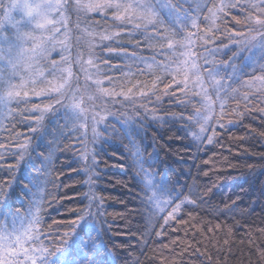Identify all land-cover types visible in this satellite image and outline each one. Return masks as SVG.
<instances>
[{"label":"snow or ice","instance_id":"6c2138e0","mask_svg":"<svg viewBox=\"0 0 264 264\" xmlns=\"http://www.w3.org/2000/svg\"><path fill=\"white\" fill-rule=\"evenodd\" d=\"M230 6L223 3L217 6L215 0H102V2L0 0V115L7 119L21 104L31 103L25 98L29 96V88L35 93L37 84L44 85L37 94L46 97L48 101L44 108L37 104L30 110L25 109L39 115L35 117V124L27 125V130L32 135L26 137L23 143L17 142L16 147L19 150L12 153L17 157V169L20 162L25 161L26 158L28 163H31L34 149L30 150V144L33 139L40 141L38 147L47 148L41 163L49 167L52 165L58 145H44L47 137L44 124L46 117L49 120H63L65 129L76 132L87 127L89 116L88 108L84 107L86 100L93 101L94 97L99 99L101 96L115 95L105 85V80L111 84L113 77L108 71L102 72L98 66L101 62L109 65V61L97 56L91 43H89V58L86 63L88 66H96L95 73H90L85 68L81 53L78 52L75 60H72L67 21L73 13L78 19L84 18V31L89 35L94 30V26L88 25L91 19L88 16L90 12L106 15L107 10H113V21H119L121 25L133 23V30L140 33L139 37H135L137 46H140L139 39L142 37L149 48L158 51H153L150 57H146L143 53L127 56V50H123L127 58L136 62L138 67L148 64L168 74L182 73L184 87L188 88L191 82L193 94L202 95L206 100L211 89L220 102L223 113L226 99L237 91L233 85L241 84L245 77L259 81L260 87L264 89V0L252 5L258 15L247 18L249 35L241 36L243 31L241 29L228 37L231 47L224 41L216 45L217 34L221 30L214 27L215 21L218 15ZM16 12L20 13L19 17L13 15ZM236 23L240 24V20H236ZM202 25L206 28L204 32L200 31ZM116 35L119 36L120 32L117 31ZM99 36L101 43L112 39L108 30L100 33ZM58 47L60 62L52 56ZM103 48L109 53L113 52L110 44L103 45ZM245 51L251 55L243 57L241 54ZM72 63L79 64L86 80H92L94 87L91 94H87L88 88H85L84 92L79 89L73 90L69 82L73 76ZM117 71L123 73L125 69H117ZM127 71L130 72L131 69ZM257 72L259 75L256 74ZM140 74L143 75V71ZM244 86L250 88L253 84L244 82ZM152 87H156L155 83ZM197 87L199 92L195 91ZM128 91L131 92L132 89L129 88ZM167 94L174 96L175 90ZM140 95L148 102L152 101L153 96H157V99L159 97L156 92L149 95L148 92L141 91ZM124 99L130 98L125 96ZM174 102L187 107L184 97H176ZM117 103H121L123 107L122 102L116 99L108 101L100 108H96L95 103L88 105L89 108L95 109L90 117L93 144L98 143L103 139V134L108 133L111 123L108 122V117H113L115 123L120 125V128L116 129L112 124L113 132L123 133L129 138L134 130L147 127L149 115H152L153 120H157L155 114L150 113L147 107H144L143 112L136 109L132 114L124 111L113 112L112 107L108 105L114 106ZM135 103V100L130 101L132 107ZM141 105L144 106V101H141ZM153 106L157 107V105ZM203 106L207 109L208 115L197 114L193 117L195 123L199 125V130L191 132L194 140L200 142V146H203L205 140L211 144L216 135L214 129L212 135H205L213 108L210 100ZM137 115L140 117L139 120ZM173 119L176 117L173 116ZM179 119L183 120V117ZM25 122L19 120V123ZM157 122L162 124L167 121L160 119ZM102 124L105 127L101 131L98 126ZM219 126L224 127L223 124ZM129 142L135 149L133 153L135 162L146 177L142 181L143 197L138 199H140L139 207L147 213L149 223L162 219L164 224L168 225L177 218L184 205L203 203L192 190H189L188 195H184L175 188H170L166 176L163 180L156 181L155 177L144 168L139 147L131 139ZM104 143L109 141L104 140ZM4 147V144L0 143V149ZM82 159H87V153L82 155ZM97 166L96 154L93 152L91 167L85 168V172L88 173V179L85 181L89 185V191L86 193L88 204L78 213L77 218L70 222L71 231L65 232L63 236L54 234L55 230L50 228L46 231L42 217L43 196L33 191L40 187V182L36 178L29 181L31 188L25 185L28 189L25 195L29 196L26 208L23 204L21 207H14L11 203L13 185H7L9 189L7 192L0 188V264H116L115 259L107 252L100 230L96 228L103 206V200L96 196L92 188L93 176L96 175L94 169ZM8 167L11 169L13 165L9 164ZM50 174V172L45 173L46 176ZM259 198L264 200V186L260 189ZM93 207L96 209L95 212L92 211ZM53 223L59 222L53 221ZM216 227L219 228V225ZM93 231H96V236L100 237L98 244L93 241ZM161 234V232L156 233V235ZM224 243L228 244V240ZM260 255L264 258V249L260 250Z\"/></svg>","mask_w":264,"mask_h":264},{"label":"trees","instance_id":"16d2710c","mask_svg":"<svg viewBox=\"0 0 264 264\" xmlns=\"http://www.w3.org/2000/svg\"><path fill=\"white\" fill-rule=\"evenodd\" d=\"M251 3L249 0L226 1L231 6L220 13L219 22L214 26L221 30L216 45L224 41L231 47L228 37L241 29V36L249 35L247 18L258 15ZM109 11L113 15V10ZM238 17L242 19L240 24L236 23ZM200 31H206L204 25ZM139 36V31L135 35L126 33L116 37L118 42L113 41L123 50L142 49L146 57L158 51L149 48L142 37L138 47L135 37ZM140 68L144 67H136V70ZM155 70L154 75L144 74V77L133 74L146 88H152L150 92L159 94L157 103L153 104L157 105V120L149 115L147 127L134 131V140L156 178L163 180L166 176L170 188L184 195L192 190L203 203L184 205L168 225L162 219L149 223L147 213L139 207L144 179L137 169L132 146L127 144L129 138L118 145L103 141L96 149L98 166L94 169L92 188L103 200L96 228L101 232L107 252L116 264H264L260 255V250L264 249V200L259 198L264 186V109H261L264 103L261 102L259 109L245 111L232 125L216 127L213 142L208 144L205 140L200 146L191 134L197 131L192 119L199 97L191 91L192 83L185 88L182 73L172 75ZM173 90L174 96L167 94ZM192 95L197 97L191 98ZM176 97H184L187 107L174 102ZM27 100L31 103L22 104L17 113L5 119L6 124L0 129V143L5 146L0 149V188L7 192V185H13L11 203L14 207L23 204L26 208L29 196L25 195L28 190L25 185L32 187L29 183L32 179L26 173L34 175L40 187L33 191L43 196L42 217L46 231L50 228L55 230L54 234L63 236L71 231L70 222L88 204L86 165L79 158L80 151L73 149L75 133L64 128L63 120L54 124L49 120L44 145H58L52 165L45 166L43 172L30 164L22 171L16 170L17 158L12 153L18 141L13 133L27 129V125L19 123L25 118L20 110L40 106L47 98L34 96ZM181 116L183 120L179 119ZM28 118H25L26 123ZM160 119L167 122H157ZM39 144L37 141L36 146ZM38 151L43 157L47 148L39 146ZM34 158L38 157L34 154ZM9 164L13 168L10 169ZM46 172L51 174L46 176ZM92 211H96L95 207ZM157 232L162 234L156 235ZM92 238L99 243L96 231L92 232Z\"/></svg>","mask_w":264,"mask_h":264},{"label":"rangeland","instance_id":"374dc122","mask_svg":"<svg viewBox=\"0 0 264 264\" xmlns=\"http://www.w3.org/2000/svg\"><path fill=\"white\" fill-rule=\"evenodd\" d=\"M226 1L227 0H215V3L217 4V6H219L221 3L226 4ZM249 1L252 2L251 5H254V4L259 2V0H249ZM73 2H75V0H73ZM83 2H102V0H83ZM251 14H253V13H251ZM13 15L19 17L20 13L16 12V13H13ZM219 15H218L217 20L215 21V24L217 22H219ZM88 16L91 18L88 21V25L94 26V30H93V33L91 35H89L87 32L84 31L85 24H84V18L83 17H80L78 19L77 16L75 15V13H73L71 15V17L69 18V20L67 21L68 28H69V50H70L71 58L74 61L77 53L78 52L81 53L82 57H83L85 68H87L90 73H95L96 66H88L86 63L87 59L89 58V43H91V45L93 46V50L95 51L96 55L103 57V58H106L109 61V65H104L101 62V63H99L98 66L102 72L108 71V74L113 77L112 83L108 84V81L105 80V85L109 88L110 92L115 93L114 96L105 95V96H101L99 99H95V97H94L93 101H87L86 100L84 107L88 108L87 115L89 116V119L87 121V127L84 129H79L76 132H73V133H75V136H76V139H75L74 144H73L74 145L73 149L75 151L78 149L80 151L79 152V158L86 165V167H91L92 153L93 152H95V154L97 153L96 149H98L99 147H101L103 145L104 140L108 139V141H109L108 144L118 145L119 142H121V141L124 142V140H125V142H126L129 137L124 136L123 133L113 132L112 124H114L116 129H119L120 125H119V123H115V121L113 120V117H108V122H111L109 124V127H108V133L103 134V139H101L98 143L93 144L92 132H91L92 121H91L90 117H91L92 113L95 111V109L89 108L88 105L95 103L96 108H100L101 105L107 104L108 101H110L112 99H116V100H119L122 102L123 107H122L121 103H117L114 106L108 105L109 107H112L113 112L119 113L120 111H124L126 113L132 114L135 112L136 109H140V111L143 112L144 107H147V109L149 110L150 113L156 114V108L153 106V104H156L158 100H157L156 96H153L152 101L148 102L145 97H142L140 95L141 91L148 92L149 95H151L154 91L150 92L152 90V88H150V89L146 88L144 85L145 83H143L142 80H139L138 78H133L134 73L140 74L141 71H143L144 74H151V75L155 74L154 71H156V70H155L154 66H149L148 64H144V65L139 66V67H144V68H140V70L138 71V70H136V67H138L137 63L127 58V56L139 55V54L143 53L142 52L143 50L138 49V48H137V50H134L133 47H129V51H127V56H126L123 49H120V47L113 41V40H115L116 42H118L116 39V37H117L116 32L117 31L120 32V35H126V33H129L130 35H135V33L137 31L133 30L134 24L128 23L126 25H121L119 21H113V15L110 14L109 10H107L106 15L101 14L100 12L94 11V12L88 13ZM238 18H239L238 20H240L242 22V19L240 17H238ZM77 25H79V27ZM114 25H115V27H114ZM105 30H108V34L112 36V39L111 40H105L101 43L99 34L104 33ZM61 38H63V37H61ZM77 41H79V42H77ZM109 44L113 48V52H111V53H109L106 49L103 48V45H109ZM59 53H60V48L58 47L56 52H54L52 54V56L57 60V62H60ZM241 55L246 58L251 54L249 52H247L245 54L242 53ZM257 55H258V53H257ZM110 66H111V71H109ZM129 68L131 69L130 72L127 71V69H129ZM173 68H175V65H173ZM71 69H72L73 76L69 82L72 84L73 90L75 91L76 89H79L81 92H84L85 88H88L87 94H91L92 87H94V85L92 84V80L91 79L86 80L85 73H84V71H82L80 69L79 64L72 63ZM117 69H125V72H123V73L119 72V71H117ZM116 72H119V74H117ZM144 74L143 75L140 74L141 75L140 77H144ZM173 74H175V72H173L172 75ZM256 74L259 75L258 72ZM65 75H67V74H65ZM134 75H137V77H138V74H134ZM182 76H183V74H182ZM244 82L253 84V86L250 88L245 87ZM244 82H242L239 85H233V87L236 88L237 91L232 94V97L226 99L223 113H221L220 102L217 100L215 95L212 93L211 89H209V98L207 100L204 99L202 95H198L199 97H198V101L196 103L197 104L196 106H198V108L195 112H193L194 113L193 117H195L197 114L208 115L207 109L203 105L208 103L209 100L211 101V106L213 108V111H212L210 118H209V121H208L207 132L205 134L206 136L212 135L213 129L215 130L216 127H218L220 124H223L224 127H228V126L232 125L234 123V121L240 115H242L245 111L259 109V105L262 104L261 102L264 103V89H262L260 87V82L259 81H253L250 77H245ZM89 86H91V87H89ZM43 87H44V85L37 84L35 86V93H33L32 89L29 88L28 89L29 96L25 99H29V98L34 97V96H36V98H38V99L43 98L42 96L37 94L41 91V89ZM129 88L132 89L131 92L128 91ZM195 91L199 92V88L197 87L195 89ZM97 95H99V94H97ZM125 96H128L130 99L125 100L124 99ZM193 97H197V96L192 95L191 98H193ZM131 100L136 101L134 107H132L130 104ZM141 101H144V106L141 105ZM47 103H48V101L46 100L45 103H41L40 107L41 108L46 107ZM21 105H20V107H21ZM19 108L14 109L13 112L17 113L18 112L17 110ZM27 109L30 110L31 108H27ZM261 109H264V104L262 105ZM20 111H21L20 113L23 117H25L26 119H27V116L29 117L28 122L27 123L25 122L26 124L22 123L24 125V127H26V125H28V123H32V124L36 123L35 117L38 116L39 113H32L30 111H25V109H23V108ZM101 114H103V113H101ZM25 118H23V120H25ZM121 118H123V117H121ZM138 119H140V117L137 115V120ZM51 120L53 121V124L57 121L56 119L55 120L51 119ZM192 121L194 122L193 124H195L197 126V131H198L199 125H197L195 123L194 119H192ZM5 122H6L5 118L2 115H0V129H1L2 125L6 124ZM48 122H49V119L46 117L44 120L46 132H47V130H49ZM104 127H105V125H103V124L99 125L98 129L102 131ZM134 131L131 134V137L133 138L132 141H134V143L139 147L140 152L142 153L140 146L134 140V139H136L134 137V135H135ZM13 135L15 137H17L15 141H18L19 143H23V142H25V138L28 136H31L32 134L29 133L28 130L24 128L22 131L19 130L17 134L13 133ZM34 140L35 139H33L31 141V144H30V150L34 149V151L32 152L33 159L30 163V166L32 168H36V169L41 168V170L43 172V171H46L45 166H47V165L41 163L43 157L41 156V154H39L38 147L36 146L37 140H35V141ZM127 144L132 146L131 148H132V151L134 153L135 149L133 148L132 143H130L128 140ZM16 145L17 144H15V147L13 148V152H16L19 150L16 147ZM85 153H87V159H82V155ZM34 154L38 158H41V160H38V158H34ZM142 159H143L144 168L147 170L148 173L151 174V176H154L151 173L150 169L148 168L149 167L148 160H147L146 156L143 155V153H142ZM136 165L138 167L137 169H139L141 177H143V179L145 180L146 177L144 176V173H142L140 171V167L137 163H136ZM27 166H29V163H28V160L26 158L25 161L20 162L18 169L16 167L15 168L18 171H22ZM26 175L30 176L29 179L35 178L34 175L31 176L28 173H26ZM14 178H15V176H14ZM148 178H151V177H148ZM155 180L159 181V178L155 177Z\"/></svg>","mask_w":264,"mask_h":264}]
</instances>
